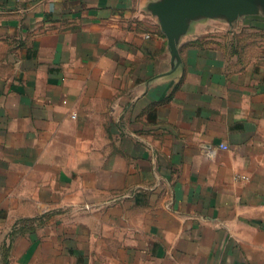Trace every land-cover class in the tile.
Returning <instances> with one entry per match:
<instances>
[{
    "label": "crops",
    "instance_id": "crops-1",
    "mask_svg": "<svg viewBox=\"0 0 264 264\" xmlns=\"http://www.w3.org/2000/svg\"><path fill=\"white\" fill-rule=\"evenodd\" d=\"M150 1L0 0V264H264V26Z\"/></svg>",
    "mask_w": 264,
    "mask_h": 264
},
{
    "label": "water",
    "instance_id": "water-1",
    "mask_svg": "<svg viewBox=\"0 0 264 264\" xmlns=\"http://www.w3.org/2000/svg\"><path fill=\"white\" fill-rule=\"evenodd\" d=\"M148 10L168 38L176 70L182 62L179 44L196 22L218 19L233 24L245 16H264V0H151Z\"/></svg>",
    "mask_w": 264,
    "mask_h": 264
},
{
    "label": "rangeland",
    "instance_id": "rangeland-1",
    "mask_svg": "<svg viewBox=\"0 0 264 264\" xmlns=\"http://www.w3.org/2000/svg\"><path fill=\"white\" fill-rule=\"evenodd\" d=\"M218 26V25H217ZM227 28L226 25H223ZM259 27L264 26V17L261 15H254V16H245L237 23L236 26H234L235 30L242 28V31L239 35H249L253 32V29L250 27ZM221 27L218 26L216 30V33L225 34V29H220ZM237 34V31H235Z\"/></svg>",
    "mask_w": 264,
    "mask_h": 264
}]
</instances>
